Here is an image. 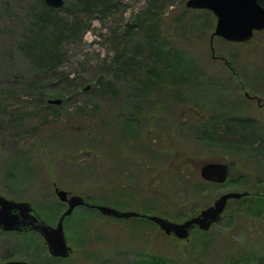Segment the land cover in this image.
<instances>
[{"label":"rangeland","instance_id":"obj_1","mask_svg":"<svg viewBox=\"0 0 264 264\" xmlns=\"http://www.w3.org/2000/svg\"><path fill=\"white\" fill-rule=\"evenodd\" d=\"M41 1L0 0L2 195L30 203L56 226L68 208L56 187L93 205L180 223L227 192L264 193L262 141L214 132L234 118L252 120L264 133V105L246 97L264 103V32L244 44L214 38V56L232 62V70L213 58L216 17L187 13V0H112L90 10L82 4L87 0H65L50 26L65 28L61 61L40 70L28 38L39 31ZM138 20L157 26L158 47L176 55L171 76L158 68L160 82L146 72L151 63ZM188 25L203 32L185 43ZM128 29L135 32L129 39ZM135 44L141 53L127 54L131 66L121 63V73L131 67L135 74L114 77L121 61L115 58ZM54 72L68 79L41 82ZM38 82L45 101L32 87ZM58 92L64 96L52 97ZM53 98L63 104H48ZM208 162L228 163L229 181L202 183L198 174ZM64 230L72 250L66 259L53 258L35 232L0 231V264H264V204L257 199L231 200L221 222L206 233L194 229L187 240L148 220L114 219L87 207L75 209Z\"/></svg>","mask_w":264,"mask_h":264},{"label":"water","instance_id":"obj_2","mask_svg":"<svg viewBox=\"0 0 264 264\" xmlns=\"http://www.w3.org/2000/svg\"><path fill=\"white\" fill-rule=\"evenodd\" d=\"M46 6L59 9L64 6V0H44ZM186 6L189 9L208 10L217 19L216 27L211 36V46L215 37L222 38L228 42L244 43L251 40L255 31L264 30V6L259 0H188ZM90 86L84 88L87 91ZM249 97V94H247ZM260 102V99H257ZM50 104L59 105L62 99H51ZM201 177L208 182L223 184L229 177V165L221 162H210L200 169ZM58 198L69 204L68 209L61 216L56 227L46 224L34 213L32 206L27 202H15L0 195V229L10 231H35L39 233L53 257L67 258L70 256L71 248L65 239L63 221L70 216L74 209L86 205L81 196L68 198L64 190L56 189ZM246 193L227 192L222 194L210 207L203 209L200 213L183 223L173 222L159 216H147L157 224L166 235H174L180 240L189 238L193 228L198 227L202 231H208L212 225L218 223L230 200L240 199ZM93 207V206H91ZM101 214L129 219L139 216L138 213L123 212L107 206H97ZM2 264H29L26 261L11 260Z\"/></svg>","mask_w":264,"mask_h":264},{"label":"trees","instance_id":"obj_3","mask_svg":"<svg viewBox=\"0 0 264 264\" xmlns=\"http://www.w3.org/2000/svg\"><path fill=\"white\" fill-rule=\"evenodd\" d=\"M111 1L112 0H87L86 3L85 2H83V3L80 2V3H82L84 5V8L86 10H90L92 5H97L99 7L106 8L108 3H110ZM259 2L261 4H263V6H264V0H259ZM41 5H42L41 15L38 16V19L36 22L37 24L40 25L39 31L35 35H34V33H32L31 37L28 38V41H29L28 48L32 51L34 56L37 57V59L39 61L37 63L40 66V70H42L44 68V66H46V67L48 66L50 68H53V65H57L61 61V54H59V50H60L59 46L62 42L63 30H65V28H62L59 25H54L55 26V27H53L54 29L50 30V26L52 25L51 21L53 19H55L54 17H55V14L57 13V11L55 9L49 8L46 5H44L42 1H41ZM186 11H187V13H192V14H195L197 12L195 10H190V9H188ZM199 12H202L201 14L204 17L206 15H211L209 11H199ZM204 23H206V22H204ZM137 24L140 26L143 25V29L146 32L145 39H146V45H147V54L145 57H147L151 63V65L149 66V68L147 69L146 72H147L149 78L151 77L152 79L156 80L157 82H160V80L162 81L163 79H161L159 76V75H162L161 74L162 72H160L158 70V68L163 69V71L166 73L165 77L168 78V76H171L170 75L171 73L168 74L169 73L168 69L170 66H172L173 64L176 63V60H175L176 55L167 49H166V51L163 52L162 48L158 47L159 43L157 42V40H158L159 35L161 36V31H159L157 26H155L154 24H151L150 26L145 28L144 22L140 21V20L137 21ZM186 27H187V29L184 32L185 33V40H186L185 43H187L189 41L188 39L193 34H197V32H200V33L203 32V29L194 31L191 29V27L189 25ZM260 33H263V32H260ZM257 34H259V33H256V35ZM126 35L129 39L132 37V35L135 36V32L133 30L128 29L126 31ZM141 51H142L141 47L138 46V44H135L134 46H132V48L129 51L124 52L120 55L118 54V56L115 59L118 58V60L121 59V61L118 62V65H117V62L116 63L113 62L112 65L115 63L116 67L118 68L119 74H116V76H114V77H118L120 74L122 76L124 75V77L125 76L131 77L132 75H134L135 70H132L131 67L129 68V70L125 71L124 74L121 73V70H122L121 63H122V66H131L132 62L129 60L130 58L127 56V54H131L135 57V56L139 55L141 53ZM224 60L227 63V64L225 63L227 65V67L234 70L233 69L234 68L233 63L226 60V59H224ZM57 73H59V74H57ZM172 75H174V74H172ZM55 78H57L59 80H65V79H68V76H61L60 72H54V74H52V75L44 76L43 80L41 79V82L47 81L49 79H55ZM41 82L36 83V85H34L32 87L35 90V93H36L35 95L41 96L42 101H45L44 98H45V95L47 94V91H45L43 89V85ZM171 83H173V85H174L176 82H174V80L171 79ZM165 84H166L167 88H169L168 83H166V82L161 83V85H163V86H165ZM169 91H170V89H165L164 94L166 92L168 93ZM56 96L57 97L58 96H64V94L62 92H58V94H55V96H52V97H56ZM42 104H44V103H42ZM256 126H257V123L252 121V120L229 118V119L221 122L219 125H217L214 128L215 129L214 132H215V135H216V133H219V135H221L224 138H234L236 136L238 138V140L241 141V140L247 139L248 136H250V135L254 134L256 136V133L254 130ZM257 141H259V140H257ZM257 141H254V142L257 143ZM262 146H264L263 141H262ZM180 174H182V172H180ZM230 175H231V166H230L229 179H230ZM198 177L202 183L205 182L200 178L199 174H198ZM229 179H228V181H229ZM205 183L210 184V185H214V183H208V182H205ZM258 192L259 191H255V192H252L250 194L247 191H242L240 193H246V195L243 196L242 198H240L238 201H240V203H243L248 198L255 200L256 197H260V194ZM253 200H252V202H255ZM259 206H260V203H259ZM249 209L250 208H248L247 210L249 211Z\"/></svg>","mask_w":264,"mask_h":264},{"label":"bare ground","instance_id":"obj_4","mask_svg":"<svg viewBox=\"0 0 264 264\" xmlns=\"http://www.w3.org/2000/svg\"><path fill=\"white\" fill-rule=\"evenodd\" d=\"M261 4V3H260ZM261 5H263V4H261ZM255 133H256V136L253 134V135H250V136H248L250 139H252V141H257V140H259V141H257V142H260V141H263L264 142V133H262V132H260V130H259V128H258V126H256L255 127ZM252 132V131H251ZM262 143V142H261ZM229 168H230V165H229ZM201 178V177H200ZM202 179V178H201ZM259 194H260V197H256L255 199H257V200H259V203H260V206L262 205V204H264V193L262 192V191H260L259 190V192H258ZM253 200V199H252ZM253 201H255V200H253ZM75 210V209H74ZM259 262L260 263H264V257L263 258H261L260 260H259ZM243 264H250V263H243Z\"/></svg>","mask_w":264,"mask_h":264},{"label":"flooded vegetation","instance_id":"obj_5","mask_svg":"<svg viewBox=\"0 0 264 264\" xmlns=\"http://www.w3.org/2000/svg\"><path fill=\"white\" fill-rule=\"evenodd\" d=\"M258 104H259V102H258ZM69 193V192H68ZM1 194V193H0ZM2 195V194H1ZM69 196H71V195H69ZM65 204V203H64ZM67 205V204H66ZM143 215H146V214H143ZM142 219H144V220H147V218H142Z\"/></svg>","mask_w":264,"mask_h":264}]
</instances>
